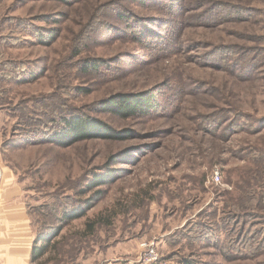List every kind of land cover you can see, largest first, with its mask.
I'll list each match as a JSON object with an SVG mask.
<instances>
[{"label":"rangeland","instance_id":"1","mask_svg":"<svg viewBox=\"0 0 264 264\" xmlns=\"http://www.w3.org/2000/svg\"><path fill=\"white\" fill-rule=\"evenodd\" d=\"M76 117L118 138L51 142ZM0 169L39 264H264V0H0Z\"/></svg>","mask_w":264,"mask_h":264},{"label":"crops","instance_id":"2","mask_svg":"<svg viewBox=\"0 0 264 264\" xmlns=\"http://www.w3.org/2000/svg\"><path fill=\"white\" fill-rule=\"evenodd\" d=\"M36 236L20 184L0 169V264H39L31 260Z\"/></svg>","mask_w":264,"mask_h":264},{"label":"trees","instance_id":"3","mask_svg":"<svg viewBox=\"0 0 264 264\" xmlns=\"http://www.w3.org/2000/svg\"><path fill=\"white\" fill-rule=\"evenodd\" d=\"M140 1L143 2L144 0ZM94 67L95 64L91 63L90 65L86 66L85 69L90 68L94 70ZM104 106V110H107L122 117H129L145 113L147 114V112H151L152 108H154L152 97H147L145 95H138L135 97L123 95L117 99L115 98L109 100ZM62 123L64 125L65 130L63 134L57 135L55 139L54 137H51V142H55L60 146L68 147L78 141L92 137L102 136L103 138H118V136L115 135L116 132L113 129L109 128L108 126H103L101 123H98L97 121H93L91 119L76 117L71 118L69 120L64 119ZM94 184H96V182ZM77 216H84V211H79L77 214L67 216V218L69 219L68 221H71ZM86 228L89 232H92L95 228V223L93 221L88 222L86 224ZM59 229L55 230L52 236H57ZM52 248L53 247L51 246L50 235L47 232L46 234H43V232L39 233L38 231L32 249L31 260L33 262H40L45 256L50 253ZM182 262L184 264H193L190 260H183Z\"/></svg>","mask_w":264,"mask_h":264},{"label":"built area","instance_id":"4","mask_svg":"<svg viewBox=\"0 0 264 264\" xmlns=\"http://www.w3.org/2000/svg\"><path fill=\"white\" fill-rule=\"evenodd\" d=\"M218 175V172L215 171L214 175L212 176V180H214L216 183L219 181ZM142 248V253L139 256L138 261L134 264H170L162 260L154 243H143Z\"/></svg>","mask_w":264,"mask_h":264}]
</instances>
